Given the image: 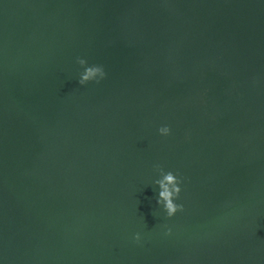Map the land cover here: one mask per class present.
Instances as JSON below:
<instances>
[{
  "label": "water",
  "instance_id": "obj_1",
  "mask_svg": "<svg viewBox=\"0 0 264 264\" xmlns=\"http://www.w3.org/2000/svg\"><path fill=\"white\" fill-rule=\"evenodd\" d=\"M0 260L264 264V0H0Z\"/></svg>",
  "mask_w": 264,
  "mask_h": 264
},
{
  "label": "clouds",
  "instance_id": "obj_2",
  "mask_svg": "<svg viewBox=\"0 0 264 264\" xmlns=\"http://www.w3.org/2000/svg\"><path fill=\"white\" fill-rule=\"evenodd\" d=\"M76 64L79 66L77 78L81 87L90 83L99 84L107 76V72L103 65L90 64L88 60L83 57H77ZM157 131L160 136L167 137L171 134L172 130L165 124L160 126ZM153 172L155 179L152 183L156 188L155 200L157 209L166 220H170L175 217L177 213L184 211L183 203L178 202L183 190L182 185L184 180L179 172L165 169L159 164L153 166ZM162 229L163 235L170 236L172 234V228L167 224L162 225ZM132 239L135 243L140 244L142 241L141 233L136 232ZM0 264H3L2 260H0Z\"/></svg>",
  "mask_w": 264,
  "mask_h": 264
}]
</instances>
